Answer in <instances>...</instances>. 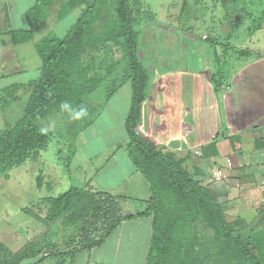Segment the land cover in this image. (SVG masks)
<instances>
[{"label":"crops","instance_id":"obj_1","mask_svg":"<svg viewBox=\"0 0 264 264\" xmlns=\"http://www.w3.org/2000/svg\"><path fill=\"white\" fill-rule=\"evenodd\" d=\"M34 2L0 0V99L5 88L39 76L42 61L35 43L48 34L40 25L55 19L48 17L32 28L30 39L21 40L17 32L30 29L26 11ZM254 27V47H240L249 54L233 59L228 80L219 90L210 80L212 71L206 69L211 61L202 69L192 59V65L185 68L179 64L172 69L148 65L153 71L137 126L142 138L162 151L188 156L185 168L197 170L202 184L218 194L226 219L239 231H264V9ZM116 47H122L119 57ZM112 50L115 59L124 54L121 45ZM126 73L122 60L114 76L85 97L82 122L90 123L82 125L80 121L74 138L67 135L68 143L63 146L73 145L69 166L82 171L80 186L71 187L81 190L82 196L108 192L123 197V211L134 212L145 208L151 191L125 148L124 121L132 94L130 81L121 78ZM111 88L114 90L108 94ZM19 95L21 98L7 108L0 107V133L23 113L28 95ZM8 116H13V121ZM40 205L37 201L31 210L21 208L25 216L18 224L20 232L15 229L14 235L3 236L0 222V264H146L152 234L150 217L122 221L100 245L78 252L74 258H40L49 248L63 247L77 236L84 215L75 223L74 235L54 241L53 235L48 236L51 224L57 229L67 227L71 217L66 213L52 215L49 205L41 211Z\"/></svg>","mask_w":264,"mask_h":264},{"label":"trees","instance_id":"obj_2","mask_svg":"<svg viewBox=\"0 0 264 264\" xmlns=\"http://www.w3.org/2000/svg\"><path fill=\"white\" fill-rule=\"evenodd\" d=\"M131 1L35 0L26 11L30 29L17 32L22 35L21 40L30 39L32 28L48 17L60 20L81 7L64 35L48 33L35 43L42 61L39 76L1 92L2 109L19 100L20 92L28 96L23 113L0 133V174L8 179L12 168L28 159H37L54 136L52 130L45 131L40 124L48 116L58 114L68 118V131L71 130L70 136L73 137L79 129V122H82L83 100L114 76L123 60L127 73L121 78L129 80L132 88L124 121L125 148L151 191L145 208L134 212H124L122 202L125 198L108 192L82 196L81 190L71 187L56 196L45 197L43 200L54 216L66 213L72 217L69 214L72 206L80 207L84 215L77 236L63 247L49 248L40 258H74L78 252L100 245L122 221L150 217L152 234L146 264H264V231L244 233L234 229L225 217L218 194L202 184L197 170L185 168L188 156L164 152L138 133L151 72L140 55L142 27L146 20L138 16L143 5L140 0H133V4ZM221 2L231 6L232 1ZM226 14L230 12L227 10ZM246 14L253 17V12ZM230 22L232 26L236 25L233 19ZM203 39L216 64L210 80L214 89L219 90L229 77L220 62L226 61L230 51L231 57L233 53L231 59L247 55L249 51L228 40L222 42L220 35H209ZM120 45L124 54L115 59L112 47ZM219 46L222 47L221 52L218 51ZM113 90L109 89L108 94ZM89 121L82 122V125L89 124ZM66 141L64 139V143ZM73 152L70 144L67 147L68 163ZM40 175L37 177L38 187L42 186L43 175ZM199 226L208 234H199ZM21 257L22 254L18 258Z\"/></svg>","mask_w":264,"mask_h":264},{"label":"rangeland","instance_id":"obj_3","mask_svg":"<svg viewBox=\"0 0 264 264\" xmlns=\"http://www.w3.org/2000/svg\"><path fill=\"white\" fill-rule=\"evenodd\" d=\"M231 1V6L229 4L225 6L221 0H140L143 6L140 8L141 14L138 17L146 20V24L142 27L141 46L147 65H152L154 68L163 66L172 69L178 64L184 68L187 65L190 67L194 62L199 69H202L205 64L207 65L211 61L206 69L214 71L216 66L213 62L214 58L205 49L207 44L203 39L214 34L220 35L222 42L228 40L239 48H253L254 32L250 29L253 24L261 20L264 0ZM131 2L133 4V0ZM225 2L228 3V1ZM227 10L230 12L229 15L226 14ZM79 11V9H75L60 20L47 21L40 25V30L61 36L76 20ZM246 12H253V17L249 18ZM232 19L234 22L236 21L235 26L231 25ZM181 31L193 33L197 39L184 32L181 34ZM226 37L228 39H225ZM219 47L218 51L221 52L222 47ZM230 53L231 51L228 53L226 61L220 62V66L227 73L233 61L231 59L233 53L232 57ZM121 54L122 47H116L115 55L119 57ZM140 55L143 58L142 54ZM189 59H192V62ZM148 68L149 71H153L151 66ZM119 71H122V67L119 68ZM7 118L9 121L14 119L13 116ZM40 124L45 131L52 130L54 132V136L40 151V156L37 159H28L21 165L12 168L9 171V179H4V176L0 174V222L3 236L14 235V230H18V224L25 216L21 208L31 210L34 204L40 201V204L44 205L39 207L42 211V208L48 205L46 200H43L45 197L63 193L71 186H80L78 182L82 176L81 168L69 166L67 148L63 146L64 139L71 134V130L67 131L68 118L60 117L58 114L50 115ZM59 132L62 135L58 137ZM102 137L104 138V136ZM99 138V136L96 137V141H99ZM40 174L43 175V181L41 180L42 186L38 187L35 177ZM81 213L80 207L72 206L69 213L72 216L70 224L59 229L51 224L53 226L50 227L48 236L53 235L54 241H57L61 236L74 235L77 228L75 223ZM4 218L7 219V222ZM199 230L201 235L208 234L200 226ZM18 231L20 232V230ZM244 233H247V230ZM48 236L46 235L45 239H48Z\"/></svg>","mask_w":264,"mask_h":264},{"label":"clouds","instance_id":"obj_4","mask_svg":"<svg viewBox=\"0 0 264 264\" xmlns=\"http://www.w3.org/2000/svg\"><path fill=\"white\" fill-rule=\"evenodd\" d=\"M83 114V112H81V115Z\"/></svg>","mask_w":264,"mask_h":264}]
</instances>
